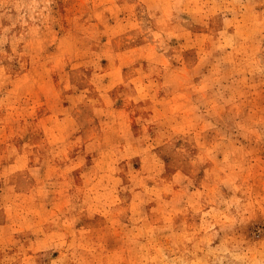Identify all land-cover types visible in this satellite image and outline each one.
Wrapping results in <instances>:
<instances>
[{
    "label": "rangeland",
    "instance_id": "1",
    "mask_svg": "<svg viewBox=\"0 0 264 264\" xmlns=\"http://www.w3.org/2000/svg\"><path fill=\"white\" fill-rule=\"evenodd\" d=\"M0 264H264V0H0Z\"/></svg>",
    "mask_w": 264,
    "mask_h": 264
}]
</instances>
